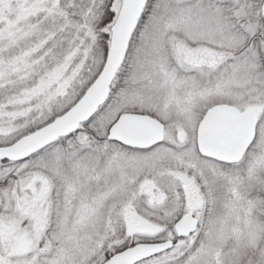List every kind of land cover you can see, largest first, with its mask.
I'll list each match as a JSON object with an SVG mask.
<instances>
[{
  "label": "snow or ice",
  "instance_id": "obj_1",
  "mask_svg": "<svg viewBox=\"0 0 264 264\" xmlns=\"http://www.w3.org/2000/svg\"><path fill=\"white\" fill-rule=\"evenodd\" d=\"M0 264H264V0H0Z\"/></svg>",
  "mask_w": 264,
  "mask_h": 264
}]
</instances>
